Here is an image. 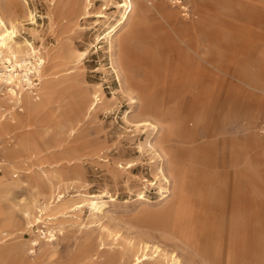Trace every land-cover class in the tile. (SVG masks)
I'll return each mask as SVG.
<instances>
[{
  "label": "rangeland",
  "instance_id": "1",
  "mask_svg": "<svg viewBox=\"0 0 264 264\" xmlns=\"http://www.w3.org/2000/svg\"><path fill=\"white\" fill-rule=\"evenodd\" d=\"M9 2L0 0V18L16 31L11 45L35 55L15 68L24 94L10 111L0 65V264H208L190 231L222 222L230 233L231 208L246 196L254 221L264 220V0H187L189 19L161 1L130 0L146 15L123 30L128 79L110 47L128 0ZM39 58L41 74L27 73L32 95L25 70ZM200 64L195 101L194 80L187 96L178 81L182 66ZM140 89L155 103L144 116ZM169 126L171 156L158 142ZM179 171L185 188L173 183ZM61 201L83 207L57 213ZM226 260L264 264V251Z\"/></svg>",
  "mask_w": 264,
  "mask_h": 264
},
{
  "label": "bare ground",
  "instance_id": "2",
  "mask_svg": "<svg viewBox=\"0 0 264 264\" xmlns=\"http://www.w3.org/2000/svg\"><path fill=\"white\" fill-rule=\"evenodd\" d=\"M128 1L131 7L130 12L128 14L125 13L121 14L120 19L117 22V26L113 30L114 35L110 38V47L113 49L114 55L116 57L115 60L116 66L117 68L120 69L119 72L123 77H125V79H128L129 76V74H127L128 66L126 65V62L127 60L130 59V56L127 54V48H126V46L128 45V37L123 35V30L126 28V26L130 25L131 22L133 24L131 26L136 27L138 24L142 23L143 16L146 15L145 12L146 8L144 6H140L137 9H135L134 7L132 8L131 5L132 2L130 3V0ZM4 3L7 6V8L11 10V5H12L11 2H9V0H4ZM88 6H89V2L88 5L87 4L83 5L82 12L84 14H88V10H89ZM117 7L124 8L125 4H119ZM153 8L165 10L163 7H153ZM166 11L163 13L168 17H170L168 11L167 12ZM98 18H103V17L98 16ZM15 34L16 31L14 30V28L11 25L7 27L6 23L0 18V65L4 69V74H6L5 78L7 80V85H8V91L5 94L6 98H3L2 101L5 102L4 100H6V105L8 106L9 111L11 107L10 104L13 103L14 101L17 100L21 105L23 101L22 95L24 94L23 93L24 89L22 86H20V81L18 78L19 75L15 74L16 72L15 68L16 67L21 68L23 64H26V61L23 59V57L30 56L31 54L35 55L34 49L32 48L31 45H27L29 49L26 52L21 48L14 47L11 45L12 42H14ZM14 44L16 43L14 42ZM5 63H7L8 66H5ZM45 64H46L45 59L39 58L34 65L31 64L32 66L31 69L27 68L25 70L26 80H24V83L26 84V86H28V89L26 90H29V93L32 95H34L32 91L34 87L31 86V81L29 80L27 73L30 74L35 73L37 74V76H39ZM182 67L183 70L180 72V74L185 76H183L180 80H183L185 82L178 81L179 89L182 88L183 86L186 92L187 91L186 85L188 80L193 79L195 82L197 93L194 96H192L191 99L194 98L195 101H198L199 99H201V97L204 94L203 77L205 73V68L201 64L194 66H182ZM193 70L194 72L192 73L191 76L190 73ZM1 77H3V75H1ZM13 82L17 83L15 85V88L19 92H16L15 89L10 87ZM126 84H128V81H126ZM187 92H186V96H187ZM99 100L100 99H98V101ZM137 102H138L137 106L139 108V111L137 113L138 116H144V114L149 112V110H152L153 106H155V103L153 101V95L150 92L143 91L142 89L137 91ZM93 105L91 106L92 108H90L91 110H93L97 104H93ZM182 106H183L182 104L181 105L177 104L175 109L180 111L182 110ZM14 128L17 129L19 128V126H16L14 124ZM162 129L163 130L161 132H164V134L161 136L160 141L158 139L159 146L163 153H165L168 156H171L172 146L169 143H170V136L172 135V130L170 126L167 129H165V127H162ZM178 173L179 174H177L173 183L175 186L177 185L179 187L185 188L186 183L185 180L183 179V175L180 174V171ZM88 205L90 206V208H92L93 211H97V212L100 211V208L102 207V206L101 207L97 206L96 202L95 203L90 202L88 203ZM55 206H56L55 208L56 212L59 213L65 210H69L68 212L75 211L76 209L82 208L83 204L69 205L65 201H61L58 205ZM61 208L62 210L60 211L59 209ZM231 209L232 211H231V215L229 216V219L233 221L232 222L233 225L232 228L231 226H229L230 230L232 229L230 233L227 232V229L222 227L221 225L222 222H215L214 224L210 225L208 229H206V226L204 227L202 225V228L198 227L195 232L190 231L189 234L190 243L193 244V246L195 247L194 249H197L199 251L198 255L203 262H206L208 264H228L226 260V257L228 256L242 257L243 255L250 254L251 252H256L260 254L261 252L264 251V220L258 218L257 221H254V214L252 213L253 208H237L236 212H235V208H231ZM188 216L190 221H195L197 219L195 212L189 213ZM203 216L204 215H202V218ZM238 218H240L239 221ZM172 219H173L172 216H170L164 219L162 223L165 222L170 223ZM32 244L34 246L38 245L36 242H33ZM46 246H50V245L46 244ZM2 260L4 259H0V261ZM144 260H146V258H144L143 260L137 258L135 264H141L142 261ZM174 262H175L174 259L165 258L159 261H153L152 264H169V263L177 264L176 262L175 263ZM19 263L21 264V262Z\"/></svg>",
  "mask_w": 264,
  "mask_h": 264
},
{
  "label": "built area",
  "instance_id": "3",
  "mask_svg": "<svg viewBox=\"0 0 264 264\" xmlns=\"http://www.w3.org/2000/svg\"><path fill=\"white\" fill-rule=\"evenodd\" d=\"M151 3L153 1H161L167 3L172 8L177 9L180 12L181 17L189 19L191 16L190 7L187 0H146ZM2 112V110H1ZM0 112V113H1ZM257 132L264 137V121L260 122L257 126Z\"/></svg>",
  "mask_w": 264,
  "mask_h": 264
},
{
  "label": "crops",
  "instance_id": "4",
  "mask_svg": "<svg viewBox=\"0 0 264 264\" xmlns=\"http://www.w3.org/2000/svg\"><path fill=\"white\" fill-rule=\"evenodd\" d=\"M250 205H251V200H250V198L249 197H245L244 199H243V208H250ZM12 246V245H11ZM6 247V248H5ZM8 246H0V259H4L5 257H2V255L5 253V252H3V251H6V249H8L7 248ZM2 249V250H1Z\"/></svg>",
  "mask_w": 264,
  "mask_h": 264
}]
</instances>
